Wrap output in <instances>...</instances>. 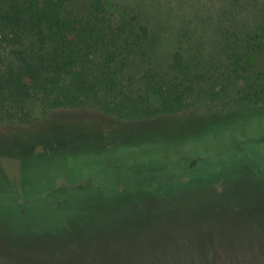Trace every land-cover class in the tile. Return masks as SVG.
<instances>
[{"label": "trees", "instance_id": "trees-1", "mask_svg": "<svg viewBox=\"0 0 264 264\" xmlns=\"http://www.w3.org/2000/svg\"><path fill=\"white\" fill-rule=\"evenodd\" d=\"M227 2L211 51L194 33H181L165 61L144 17L107 0H0L2 124L28 126L56 110H93L125 123L197 108L207 113L197 121L240 118L214 138H185L156 156L102 164L68 188L32 194L4 177L1 215H27L65 192L96 191L103 202L130 192L170 210L183 200L182 188L201 178L217 186L233 170L264 183V0ZM14 132H7L8 154L17 159Z\"/></svg>", "mask_w": 264, "mask_h": 264}, {"label": "rangeland", "instance_id": "rangeland-1", "mask_svg": "<svg viewBox=\"0 0 264 264\" xmlns=\"http://www.w3.org/2000/svg\"><path fill=\"white\" fill-rule=\"evenodd\" d=\"M107 1L144 17L165 61L181 33H194L211 51L216 17L228 8L227 0ZM202 114L197 108L125 123L93 110H56L28 126L0 122V194L4 177L32 194L47 185V192L68 188L99 174L102 164L156 156L185 138H214L240 121H197ZM13 131L17 159L8 154ZM233 171L217 186L201 178L182 188L183 200L170 210L130 192L103 202L96 191L65 192L24 216L0 213V264H264V183Z\"/></svg>", "mask_w": 264, "mask_h": 264}]
</instances>
